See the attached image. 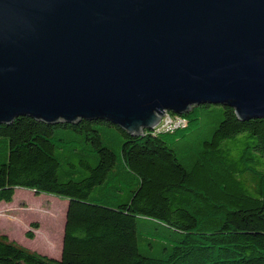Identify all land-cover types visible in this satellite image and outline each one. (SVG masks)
Returning a JSON list of instances; mask_svg holds the SVG:
<instances>
[{
  "label": "trees",
  "instance_id": "trees-1",
  "mask_svg": "<svg viewBox=\"0 0 264 264\" xmlns=\"http://www.w3.org/2000/svg\"><path fill=\"white\" fill-rule=\"evenodd\" d=\"M181 116L137 135L102 119L0 122V201L18 188L68 200L60 260L0 234V264H264V117L213 103Z\"/></svg>",
  "mask_w": 264,
  "mask_h": 264
},
{
  "label": "water",
  "instance_id": "water-1",
  "mask_svg": "<svg viewBox=\"0 0 264 264\" xmlns=\"http://www.w3.org/2000/svg\"><path fill=\"white\" fill-rule=\"evenodd\" d=\"M204 103L264 117V0H0V122L137 135Z\"/></svg>",
  "mask_w": 264,
  "mask_h": 264
},
{
  "label": "rangeland",
  "instance_id": "rangeland-1",
  "mask_svg": "<svg viewBox=\"0 0 264 264\" xmlns=\"http://www.w3.org/2000/svg\"><path fill=\"white\" fill-rule=\"evenodd\" d=\"M67 203L61 196L18 188L13 201H0V234L38 254L60 258ZM50 207L57 209V221L49 220ZM29 230L33 238L27 236Z\"/></svg>",
  "mask_w": 264,
  "mask_h": 264
},
{
  "label": "built area",
  "instance_id": "built-area-1",
  "mask_svg": "<svg viewBox=\"0 0 264 264\" xmlns=\"http://www.w3.org/2000/svg\"><path fill=\"white\" fill-rule=\"evenodd\" d=\"M186 124H187V121L183 116H181L180 114L172 115L169 112L162 118V125L157 126L154 130L164 131V130H168V129L177 128L180 126L183 127Z\"/></svg>",
  "mask_w": 264,
  "mask_h": 264
},
{
  "label": "bare ground",
  "instance_id": "bare-ground-1",
  "mask_svg": "<svg viewBox=\"0 0 264 264\" xmlns=\"http://www.w3.org/2000/svg\"><path fill=\"white\" fill-rule=\"evenodd\" d=\"M175 114V113H174ZM162 125V121L161 123L158 125V126H161ZM185 126V125H184ZM161 130H155V132H160ZM48 214H49V220L52 222V221H57L58 220V212H57V209L54 208V207H50L49 211H48ZM54 248H57V244H54Z\"/></svg>",
  "mask_w": 264,
  "mask_h": 264
}]
</instances>
